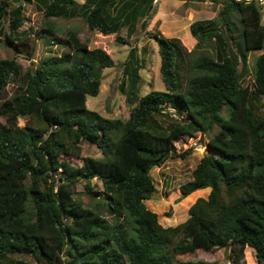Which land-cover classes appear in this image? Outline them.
I'll return each instance as SVG.
<instances>
[{
    "label": "trees",
    "instance_id": "obj_1",
    "mask_svg": "<svg viewBox=\"0 0 264 264\" xmlns=\"http://www.w3.org/2000/svg\"><path fill=\"white\" fill-rule=\"evenodd\" d=\"M13 1L0 0L9 44L22 37L24 2L33 0ZM34 1L47 17H82L91 30L104 34L127 27L131 35L141 19L146 28L155 11V0ZM209 1L222 7L216 18L191 23L197 39L192 50L180 38L149 32L158 43L165 90L139 96L144 59L136 47L130 50L124 68L132 109L126 120L88 106V96L99 94L103 71L114 60L76 30L60 42L69 50L46 56L24 74L16 57L0 58V97L11 82L20 81L1 111L28 119L23 126L0 120V264H217L179 255L223 246H230L232 264H245L246 246L264 264V114L259 107L264 51L255 60L253 80L243 83L248 54L264 49L263 6L258 0ZM208 44L215 48L212 55L206 54ZM161 116L181 120L165 125ZM215 128L208 142L212 152L182 185L187 201L210 188L208 197L197 198L186 221L163 226L145 203L156 190L151 169L164 164L182 136ZM83 142L96 145L102 156L72 164L69 157L81 155ZM54 172L59 174L51 180ZM95 177L103 192L90 183ZM79 179L87 181L95 198L103 195L114 220L75 196ZM124 213L134 218L135 236L122 220Z\"/></svg>",
    "mask_w": 264,
    "mask_h": 264
},
{
    "label": "rangeland",
    "instance_id": "obj_2",
    "mask_svg": "<svg viewBox=\"0 0 264 264\" xmlns=\"http://www.w3.org/2000/svg\"><path fill=\"white\" fill-rule=\"evenodd\" d=\"M15 5L13 0H8ZM84 0H77L82 4ZM155 11L148 17V26L142 27V19L133 34H128V28L123 27L119 33L104 34L98 30H91L87 22L82 17L63 18L47 17L43 10L39 9L37 3L25 1L26 22L20 28L21 38H15L14 44H9L7 34L9 30L8 20H2L0 23V58L16 57L22 66L23 74L36 66L48 55L53 53L62 54L69 50L67 45L61 44L66 41L69 30H76L78 34L89 44L90 47H101L112 56L114 65L105 68L101 89L98 95H89L87 104L101 114L110 118H121L126 120L130 116L132 105L128 101V90L130 79L125 74V62L129 58V52L136 47L139 56L143 57L144 63L139 69L141 76L139 82V96L142 97L152 90H165V84L161 75L160 65L161 57L158 50V43L150 37L149 32H160L167 37L180 38L182 44L190 51L196 44L197 39L192 35L190 25L195 20H211L216 18L222 4L213 3L209 0H155ZM262 20L264 22V5H262ZM124 37L119 42L117 37ZM21 49V50H20ZM206 54H214L215 48L212 44L205 46ZM264 49L255 50L248 54L249 72L245 76L243 83L247 85L253 80L254 63L258 55ZM241 66V65H239ZM20 81L11 82L3 95L0 97V120L5 123L15 121L18 125H25L28 119L20 117L13 119L1 111V104L12 97L18 89ZM125 86V91L122 89ZM260 113L264 114V96L259 104ZM175 114V110L170 108ZM173 118L181 120L174 116ZM172 117L161 116L160 119L165 125L172 122ZM216 128L209 133L198 131L191 135H184L173 144V153H169L162 166L153 167L150 174L155 182L156 190L152 197L145 201L146 205L155 211L159 216V222L163 226H175L186 221L189 216L190 206L199 197H208L210 188L200 190L195 201H187L183 195L182 185L192 177L193 169L200 159L210 154L209 139ZM192 148V152L185 157L179 156L186 149ZM88 156L100 157L102 151L94 144L88 142L82 143V152L80 156H70L72 164L81 165L84 158ZM58 172H54L51 180H55ZM90 183L98 191L103 192V183L98 178H93ZM87 181L85 179L77 180L73 185L75 196L81 199L86 206L94 207L98 212L114 220V215L108 210L104 197L95 198L86 190ZM122 220L127 226V230L132 236L136 235L135 221L128 213H124ZM230 246L215 247L205 250L198 249L193 253L179 255V258L203 259L214 261L217 264H232L230 258ZM15 257L34 261L35 258L29 254H15ZM245 264H258L256 251L251 247L245 248Z\"/></svg>",
    "mask_w": 264,
    "mask_h": 264
},
{
    "label": "built area",
    "instance_id": "obj_3",
    "mask_svg": "<svg viewBox=\"0 0 264 264\" xmlns=\"http://www.w3.org/2000/svg\"><path fill=\"white\" fill-rule=\"evenodd\" d=\"M245 2H250L251 0H244ZM261 5H264V0H258Z\"/></svg>",
    "mask_w": 264,
    "mask_h": 264
},
{
    "label": "crops",
    "instance_id": "obj_4",
    "mask_svg": "<svg viewBox=\"0 0 264 264\" xmlns=\"http://www.w3.org/2000/svg\"><path fill=\"white\" fill-rule=\"evenodd\" d=\"M249 247H251V246H249ZM251 249H254L253 247H251ZM255 250V249H254Z\"/></svg>",
    "mask_w": 264,
    "mask_h": 264
}]
</instances>
